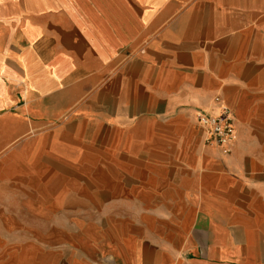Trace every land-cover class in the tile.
Segmentation results:
<instances>
[{
  "label": "crops",
  "instance_id": "crops-1",
  "mask_svg": "<svg viewBox=\"0 0 264 264\" xmlns=\"http://www.w3.org/2000/svg\"><path fill=\"white\" fill-rule=\"evenodd\" d=\"M0 264H264V0H0Z\"/></svg>",
  "mask_w": 264,
  "mask_h": 264
},
{
  "label": "built area",
  "instance_id": "built-area-1",
  "mask_svg": "<svg viewBox=\"0 0 264 264\" xmlns=\"http://www.w3.org/2000/svg\"><path fill=\"white\" fill-rule=\"evenodd\" d=\"M197 120L206 134V143L224 147L228 151V145L236 136L232 112L227 107H222L221 113L217 116L200 112L197 115Z\"/></svg>",
  "mask_w": 264,
  "mask_h": 264
}]
</instances>
